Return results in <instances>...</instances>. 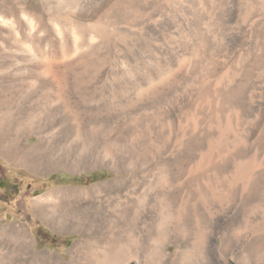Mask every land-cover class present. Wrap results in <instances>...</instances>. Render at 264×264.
I'll return each instance as SVG.
<instances>
[{"label":"rangeland","instance_id":"1","mask_svg":"<svg viewBox=\"0 0 264 264\" xmlns=\"http://www.w3.org/2000/svg\"><path fill=\"white\" fill-rule=\"evenodd\" d=\"M121 60L137 62L141 79L147 74L151 80L134 90ZM238 66L264 81V0H0V264H21L33 253H51L63 264H147L150 231L166 233V228L157 231L156 219L165 207L173 218L167 231L183 238L186 257L196 259L203 206L213 212V200L238 207L232 236L264 235L256 225L262 216L259 199L240 203L232 192L225 201L213 198L212 190H224L221 182L229 170L196 171L192 160L174 171L168 185L180 197L165 195L161 163L147 165L146 157L137 166L128 205L117 209L104 200L105 193L66 203L70 226L65 231L35 210L42 196L129 177L117 173L129 156L114 142L113 113L131 104L134 91L143 98L163 93L152 109L156 113L172 106L168 120H156L151 130L155 144L163 147L179 138L178 124L188 111L175 101V94L189 87L186 70H209L213 81L228 70L237 74ZM127 122L125 114L123 127ZM100 202L99 213H88L102 223L106 249L86 251V258L71 255L82 240L78 206ZM224 258L264 264V247Z\"/></svg>","mask_w":264,"mask_h":264},{"label":"bare ground","instance_id":"2","mask_svg":"<svg viewBox=\"0 0 264 264\" xmlns=\"http://www.w3.org/2000/svg\"><path fill=\"white\" fill-rule=\"evenodd\" d=\"M116 37L114 42H120L118 34ZM128 61L121 60V65L127 68L133 81L132 88L136 90L145 81H150L151 77L146 74L141 79L136 66L137 62L131 65ZM191 68L186 70L187 76H185L189 87L175 94V101L179 104L185 103L188 107L184 119L178 124L179 138L175 143L158 147L151 132L155 130L156 120L166 121L170 116L169 112H172V106H168L170 103L158 113L152 110L155 103L163 99V93H156L146 98H143L142 94L137 92L138 90L131 96L128 94L131 104L126 109L118 107L113 113V118L117 131L114 142L124 148L129 156V161L118 168L117 173L126 172L129 173V177L118 178L91 189L68 190L64 196L58 194L55 197L42 196L35 205L37 215L51 227L65 231L70 226V217L67 213L69 207L66 203H78L80 200L105 193L104 200L117 209L124 204H130L136 185L137 166L148 157L150 161L148 160L147 165L161 163L162 175L159 181L166 187L163 192L168 198L180 197L181 192L172 190L168 185L174 178V171L190 163L191 160L194 161L196 171L212 169L222 173L224 170H229L230 175L221 182L224 184V190L223 188L212 190L213 198L225 201L228 198V192L234 193L240 203L258 198V205L263 212L261 211L262 216L256 225L264 229V81L251 73L244 74L242 66L236 68L237 74L228 70L213 81L210 80L209 70L195 73L192 70L194 68ZM253 69L256 70L257 67ZM256 73H258L257 70ZM236 77H240L239 80ZM125 114L128 116V122L123 127ZM167 126H169L168 122ZM102 127L103 125L101 130ZM124 133H126L125 137ZM189 180L190 176L184 178V183H188ZM202 185L205 187V183ZM184 196L181 195L182 198ZM214 201L213 206L216 210L213 212L212 209L203 206L205 224L199 230L202 249L196 259L186 257L187 242L183 238L176 236L170 230L167 231L173 218L170 221L167 217L166 207L160 208L161 211L156 217L157 231L159 232L160 228H166V233L155 236V228L150 231L148 246L151 253L147 264L151 261H155L154 264H230L224 260L227 254L234 259L238 253H253L264 247L263 234L248 231L240 236H232L230 228L237 223L238 207L217 205ZM91 204H79L77 208V224L82 240L74 244L71 255L81 253L86 258V251L105 250L107 247L106 244H102L104 239L102 223L97 222L95 213H88V211L99 213V207L103 204L101 202ZM171 248H173L172 251ZM21 264L63 263L51 253H33L31 257L23 259Z\"/></svg>","mask_w":264,"mask_h":264},{"label":"water","instance_id":"3","mask_svg":"<svg viewBox=\"0 0 264 264\" xmlns=\"http://www.w3.org/2000/svg\"><path fill=\"white\" fill-rule=\"evenodd\" d=\"M230 264H233V263H230Z\"/></svg>","mask_w":264,"mask_h":264}]
</instances>
